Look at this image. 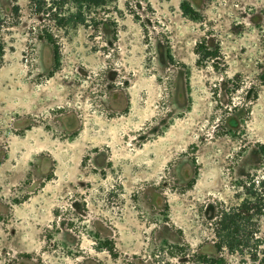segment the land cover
I'll use <instances>...</instances> for the list:
<instances>
[{"label": "rangeland", "instance_id": "1", "mask_svg": "<svg viewBox=\"0 0 264 264\" xmlns=\"http://www.w3.org/2000/svg\"><path fill=\"white\" fill-rule=\"evenodd\" d=\"M182 1L59 26L0 0V264H257L264 0ZM253 181L249 247L218 251L216 215Z\"/></svg>", "mask_w": 264, "mask_h": 264}, {"label": "trees", "instance_id": "2", "mask_svg": "<svg viewBox=\"0 0 264 264\" xmlns=\"http://www.w3.org/2000/svg\"><path fill=\"white\" fill-rule=\"evenodd\" d=\"M110 0H28L29 7L33 9L36 13L44 12L48 15V19H53L59 26L66 25H79L87 22H93V25L97 23H104L105 18L98 19L96 17L90 16L89 13L94 12L99 8H104L107 6ZM68 3L72 10H64L63 6ZM18 6H15V12L18 11ZM181 7L185 14L194 17L195 11L191 5L183 0L181 2ZM97 27V26H95ZM45 39L53 46V56L58 59V47L56 41L52 34L46 33L43 35ZM195 53L198 55V62L206 61L209 59L216 58L218 52L215 49L208 48L205 43L197 44L195 48ZM260 152L264 157V148H260ZM257 205L255 209L257 213V236L254 237V244L251 247L257 252V264H264V237L261 236L259 221L262 216H264V175L257 176ZM245 183L243 187L245 188L246 198H243L235 206H230L219 211L216 215V221L214 223V233L217 240L214 242V247L221 251L226 248L228 251H242L243 247H249V240L253 237L249 236L248 233L243 232L246 228L247 222L251 218V200L249 199L250 188L254 185L253 182H249V185ZM251 212V213H252ZM109 253L112 254V248H107ZM253 260L256 259L254 256ZM223 258H221L220 264L223 263Z\"/></svg>", "mask_w": 264, "mask_h": 264}]
</instances>
